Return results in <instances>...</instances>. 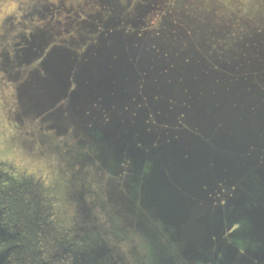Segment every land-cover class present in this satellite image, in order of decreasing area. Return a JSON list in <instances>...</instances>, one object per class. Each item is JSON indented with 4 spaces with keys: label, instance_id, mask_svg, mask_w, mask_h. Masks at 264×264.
<instances>
[{
    "label": "water",
    "instance_id": "95a60500",
    "mask_svg": "<svg viewBox=\"0 0 264 264\" xmlns=\"http://www.w3.org/2000/svg\"><path fill=\"white\" fill-rule=\"evenodd\" d=\"M130 53L125 67L102 51L96 62L100 103L122 113L124 124L116 116L101 128L93 121L77 147L79 157L64 164L78 237L86 241L72 264H264V93L251 80L228 84L221 72L206 73L203 62L185 63L189 52L168 62L174 70L162 75L150 71L146 54L136 61ZM46 63L52 67L49 58ZM140 69L146 80L157 78L174 111L192 112L201 125L192 132L145 130L140 114L124 110L130 96L121 93ZM180 78H191L188 102ZM184 102L188 109L180 106ZM168 104L165 99L150 107L164 111ZM125 161L123 176L95 187V176L117 171ZM123 204L133 223L121 215Z\"/></svg>",
    "mask_w": 264,
    "mask_h": 264
},
{
    "label": "rangeland",
    "instance_id": "374dc122",
    "mask_svg": "<svg viewBox=\"0 0 264 264\" xmlns=\"http://www.w3.org/2000/svg\"><path fill=\"white\" fill-rule=\"evenodd\" d=\"M39 1L40 0H0V46H6L11 36L9 31H18L15 24L21 21V15H23V20L25 22L29 21L36 31H41V29L50 31L48 37L45 36L46 42H48L49 39H53L52 42L48 44L45 43V77L52 78L53 74L51 71L55 70L56 73L60 75L58 76L59 78L73 79L75 87L81 88L82 91H76V89L73 88L75 89L73 93L78 96L77 101H79V103L77 106L71 108L72 101H70V96L63 97L62 95H65L66 92L56 89L57 86L50 85L49 87H53L55 90H52L51 94L46 95L45 102L41 101L40 104L35 107V110H45V125L48 115L61 114V118L54 120L57 124L62 126V134L57 136L56 134H52V132H45V141L55 142L62 146L63 154H65L66 158L73 159V161L79 157H77L78 154H76L79 151L77 147L82 141L84 134H87L92 128L93 121H95L96 127L101 128L102 126L110 125L112 122L114 123L112 119L116 116L121 119L120 123L124 124L122 113L113 112L112 108L114 107L105 110L100 103L102 100L101 97L97 96L96 85L99 83L98 81H101L96 71L97 55L99 51H102V54L107 57L109 62L110 60L118 61V58L120 60L122 59V67H125L126 59L130 62L132 57V55H129L130 52L135 54L134 59L136 57V61H138L140 54L142 56L146 54V58L149 59L148 62L151 64L150 71H156V68L158 70L156 75L169 74L170 72L172 74L174 66L170 65L168 62L182 58V56L186 53L188 54V52L197 56V54L192 52L188 47V50L177 48L188 41L187 33L182 34L179 32L176 34L177 37H174L171 36L170 33L166 34V32L162 31L161 13L167 12V17H165L167 22L164 24V28L167 31H181L180 27H178L175 22L182 20L184 16V14L176 12L175 9L174 12H172V10L166 11V6L162 8L163 4L169 3L165 0H45V2L41 3V6H39ZM178 1L183 4V8L189 5L190 2V0ZM194 1L209 5L215 3V0ZM32 3H38L39 9L35 8L36 5L34 4L35 9L30 12H23L25 9L23 4L31 6ZM46 13L48 14L46 15ZM46 17L48 18L47 20ZM36 19L43 20V22L39 20L35 21ZM53 19H55L56 23ZM188 20H192L189 27H193L194 19ZM59 22L66 28H69L70 32L62 33V31H58V28L55 26L59 25ZM204 31L212 30L206 28ZM74 33H77V37H75ZM57 34L60 36H57ZM92 35L95 40L90 38ZM64 42L70 45L75 43V45H79L80 48H70V45L65 46ZM177 44L179 46H177ZM57 46H61V48ZM90 46H92L91 49ZM204 52H206L205 56L210 58V53L213 52V50L206 49ZM47 58H49L52 67L46 63ZM162 61L165 62L164 65L161 64ZM183 61L187 63L186 59ZM201 62L205 61L202 60ZM160 64L165 67L162 68ZM217 68L220 67L217 66ZM213 71L216 72V70ZM37 72H39L38 69L33 70L35 75ZM137 72L138 78L136 75L132 76L133 80L130 82L132 85L128 83L127 86L122 89L121 93L123 92V94L130 96V98H128L130 99V103H128L130 108L127 107L124 108V110H132V117H136L137 113L140 114L142 118H144L142 121L143 125L147 127L145 130L150 131V129H153L154 131H161L171 129L192 132V128L196 130V127L201 125L198 120L195 121L191 118L192 112L189 114L186 113L187 110H183L182 112L174 111L172 99L166 97V93H163L160 89L157 84V78L154 79L152 77V80L149 81L148 79L146 80L145 71L140 69V71ZM200 72H202V70ZM22 76V69L14 67L0 69V133L3 134L0 138V142L8 138L12 132L15 131L11 118L14 114L17 115V102L19 104L21 101V107L19 104V111L24 117L30 114L33 115L31 107L29 106L30 102L26 99H17L13 92L14 83L12 84V82H10L13 77L20 79ZM1 78H9V80L7 79L8 81L6 82ZM189 81H191V78L185 80L182 78L178 79L180 86L184 88L183 92L184 96L187 98V102L192 98L191 95H188L189 84H186ZM76 82L80 83L77 84ZM72 83L73 82H71V84ZM168 83H171V81L168 80ZM83 89L85 91H83ZM85 92H87V95ZM88 93L91 94L88 96ZM199 95L202 96V93ZM198 98L200 99L202 97ZM165 99L169 100L167 110L151 109L150 104L155 105L159 100ZM180 106L186 109L190 107L186 102L182 103ZM50 110H53V112L48 114ZM97 116H100L101 119L97 120ZM160 116L163 117V121L159 120ZM28 119L29 120L25 122L27 126H38L42 124L37 117L31 116ZM161 121L164 124H161ZM202 127H204V124H202ZM165 134L167 135L168 133L165 132ZM8 140L9 139H6V141ZM0 152V158H2V160L9 162L12 167L25 168L28 174H36L37 176V170L40 169V166L45 165L46 182L47 178L50 177L49 170L52 169V165L55 164L51 155L45 153L44 161L33 156L32 151H29L28 148H21L17 145L0 144ZM81 152L86 153L88 149L86 148ZM127 167L128 162L125 161V163L120 164L117 171H103L99 173L97 177L95 176V187L102 189L105 184H109L112 180L123 176ZM72 169L78 171L79 167L74 164ZM39 175L43 176L44 172ZM66 175L68 176V174ZM93 178L94 174L92 175V179ZM225 193L223 189L222 195ZM52 205H58V203ZM119 211L127 222H134L135 216L129 212L127 205L123 204ZM139 241L140 240H136V242L132 243L138 245Z\"/></svg>",
    "mask_w": 264,
    "mask_h": 264
},
{
    "label": "flooded vegetation",
    "instance_id": "af4514ba",
    "mask_svg": "<svg viewBox=\"0 0 264 264\" xmlns=\"http://www.w3.org/2000/svg\"><path fill=\"white\" fill-rule=\"evenodd\" d=\"M42 2L45 0H40L39 6ZM38 3H32L31 6L23 4L25 8L23 12L39 9ZM20 19L21 21L15 24L18 31H9L11 35L9 41L6 46H0V69L14 67L23 70L20 79L13 77L10 82L14 83L13 92L17 99L24 100L26 95L33 115L24 117L19 111L21 101L20 107L17 102V115L14 114L11 118L15 131L6 138L9 139L8 141L3 139L0 144L28 148L33 156L44 161L45 153L49 154L55 164L49 170L50 177L46 182L45 165L40 166L36 176V174H28L23 167H12L9 162L0 158V264H72V254L79 251L86 241L78 237L76 229L78 213L75 205L69 200V193H72L70 182L72 179L71 176L70 178L66 176L64 166L66 156L62 152L63 147L55 142L45 141V132H52L57 136L62 134V126L54 120L61 118V114L49 116L48 114L53 110L48 111L45 125V110H35V107L41 101L45 102L46 95L55 90L49 87L50 85L66 92L63 97L70 96L71 108L79 103L74 99L77 95L73 92L75 89L76 91L82 89L75 87L73 79L45 77V43L53 41L49 39L46 42L45 36L48 37L50 31L43 29L36 31L29 21L23 20V15ZM38 20L43 22L40 19L35 21ZM53 20L56 23L55 19ZM58 24L55 26L58 31L70 32L69 28L60 22ZM74 35L77 37V33ZM90 38L95 40L93 35ZM64 45L70 44L64 42ZM57 47L61 48V46ZM78 47L80 48L75 43L70 45V48L78 49ZM35 68L39 70L36 75L33 73ZM9 78L1 79L7 82ZM85 94L87 95V92ZM90 94L88 93V96ZM31 116L37 117L42 124L27 126L25 122ZM2 135L0 133V138ZM42 172L44 175L40 176ZM55 203L58 205H52Z\"/></svg>",
    "mask_w": 264,
    "mask_h": 264
},
{
    "label": "trees",
    "instance_id": "16d2710c",
    "mask_svg": "<svg viewBox=\"0 0 264 264\" xmlns=\"http://www.w3.org/2000/svg\"><path fill=\"white\" fill-rule=\"evenodd\" d=\"M165 1L169 2L162 5L166 11L175 9L184 14L175 22L181 31L165 30L167 12L161 13V26L163 32L174 37L179 32L187 33L188 41L177 44V48L188 47L197 57L188 54L186 62L189 58L197 63L203 60L209 72L218 70L228 84L251 80L264 93V0H215L210 5L190 0L184 8L178 0ZM192 18L194 26L190 28L192 20L188 19ZM206 28L212 31H204ZM206 49L213 50L210 58L205 56Z\"/></svg>",
    "mask_w": 264,
    "mask_h": 264
}]
</instances>
